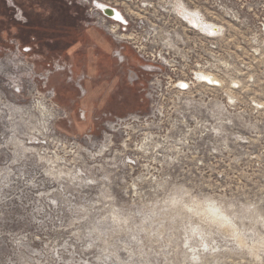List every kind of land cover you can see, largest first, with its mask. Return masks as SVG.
<instances>
[{
    "label": "rangeland",
    "instance_id": "rangeland-1",
    "mask_svg": "<svg viewBox=\"0 0 264 264\" xmlns=\"http://www.w3.org/2000/svg\"><path fill=\"white\" fill-rule=\"evenodd\" d=\"M150 1L151 63L118 64L80 6L66 56L0 40L32 70L0 76V264H264V0H181L212 35Z\"/></svg>",
    "mask_w": 264,
    "mask_h": 264
},
{
    "label": "built area",
    "instance_id": "built-area-1",
    "mask_svg": "<svg viewBox=\"0 0 264 264\" xmlns=\"http://www.w3.org/2000/svg\"><path fill=\"white\" fill-rule=\"evenodd\" d=\"M68 5H77L80 7H85L86 21L85 25H91L102 31L109 33L111 38L115 41L116 45L111 51V56L115 59L118 64H125L128 62V57L126 52H132L133 56H137L140 60L144 62L151 63L155 60V55L153 52H146L141 50V44H152V39L154 35L161 30L166 29V24H161L162 19L154 11L149 12L153 8L152 2L150 0H64ZM181 1V0H180ZM175 2V1H174ZM182 2V1H181ZM124 6L120 8L118 5ZM100 5L110 6L115 9V11L121 15V18L117 19L114 16H108L104 14ZM186 6H188L185 3ZM177 10V9H176ZM181 15V14H180ZM204 18L205 16L201 14ZM14 17L17 21H24L25 17L20 9H17L14 13ZM182 20L186 25L193 29L204 33V30H200L198 27L190 24L182 17ZM215 32H205L207 35H212ZM11 39H9V43ZM130 46V47H128ZM26 49H30L27 47ZM25 50L24 51H28ZM133 50V51H132ZM60 60L53 61L51 68L54 71H64L73 81V69L70 65L60 63ZM208 75V74H207ZM128 80L130 83L134 82L137 78L135 71L128 70ZM86 78V75H81L76 77L74 81L75 87L79 89L82 94L85 93V88L83 87L82 81ZM199 78L208 84L211 83L212 78L209 76L205 79L204 76L199 75ZM214 79V78H213ZM182 85H187V87H182ZM181 91L188 89V84L186 82L179 83L178 87Z\"/></svg>",
    "mask_w": 264,
    "mask_h": 264
},
{
    "label": "trees",
    "instance_id": "trees-1",
    "mask_svg": "<svg viewBox=\"0 0 264 264\" xmlns=\"http://www.w3.org/2000/svg\"><path fill=\"white\" fill-rule=\"evenodd\" d=\"M14 1L21 8L25 21L15 22L12 18L9 35H17L23 45L29 44L32 52L45 57L54 53L66 56L69 49L83 40L85 29L82 26L79 29L78 22L76 24L78 11L82 12L79 6L68 5L64 0ZM7 19L6 9L0 5V31L6 29ZM3 45H9L8 41Z\"/></svg>",
    "mask_w": 264,
    "mask_h": 264
},
{
    "label": "bare ground",
    "instance_id": "bare-ground-1",
    "mask_svg": "<svg viewBox=\"0 0 264 264\" xmlns=\"http://www.w3.org/2000/svg\"><path fill=\"white\" fill-rule=\"evenodd\" d=\"M174 6H175V9L177 8V11L181 12L182 17L185 20H187L188 23L198 27L200 30H204V31H207V32L214 31L215 33H217L218 25H216L215 23L210 22L206 18H204L201 15L202 13H201V11L198 8H195V9L188 8L184 4V2H181L180 0H175V5ZM118 15H119V18H121V15L120 14H118ZM24 60L25 59L23 57H19L17 59L15 57L12 58L10 56L4 57L2 61L0 60V76H2V78H4L5 73H12V75L15 74L18 77V75H20L21 70L24 68V66H26ZM26 67L28 69V72L31 73V71H32L31 67L30 68H29V66H26ZM201 76L202 77L204 76V78L206 79L209 75L201 73ZM180 83H182V82H180ZM29 91L33 92V90H31V89H29ZM29 96H31V95H29ZM36 98H38V97H36ZM37 109L41 110V111L43 109V107H41V102L40 101H38V102L34 101L33 104L31 102V104L23 112L25 114H30L31 115V112L37 111ZM13 114H15V113H13ZM41 116H43V114ZM13 131H14V129H13Z\"/></svg>",
    "mask_w": 264,
    "mask_h": 264
},
{
    "label": "flooded vegetation",
    "instance_id": "flooded-vegetation-1",
    "mask_svg": "<svg viewBox=\"0 0 264 264\" xmlns=\"http://www.w3.org/2000/svg\"><path fill=\"white\" fill-rule=\"evenodd\" d=\"M6 2H7V5H6ZM0 5H2L6 10H12V12H13V10L16 11L17 9L21 10V8L16 4V2L14 0H3L2 4H0ZM6 14L8 15L7 12H6ZM11 19H12V17L10 15H8V19H7V22L5 24L6 29H4L3 31H0V40L8 41L7 36L10 34L9 31H11V29H10ZM14 19H15V17H14ZM2 33L5 34V38L1 35Z\"/></svg>",
    "mask_w": 264,
    "mask_h": 264
},
{
    "label": "crops",
    "instance_id": "crops-1",
    "mask_svg": "<svg viewBox=\"0 0 264 264\" xmlns=\"http://www.w3.org/2000/svg\"><path fill=\"white\" fill-rule=\"evenodd\" d=\"M96 32H97L96 30L95 31L94 30H88V34L90 36H92L91 38L96 42V44H98L99 46H102V48L104 47L105 49H109L111 46L110 39L108 37H105L102 33H99V35L97 36Z\"/></svg>",
    "mask_w": 264,
    "mask_h": 264
},
{
    "label": "water",
    "instance_id": "water-1",
    "mask_svg": "<svg viewBox=\"0 0 264 264\" xmlns=\"http://www.w3.org/2000/svg\"><path fill=\"white\" fill-rule=\"evenodd\" d=\"M100 8L104 12V14H106L108 16H114L116 18H117V16H119L118 13L115 11V9L110 7V6L100 5ZM25 50H28V49L25 48Z\"/></svg>",
    "mask_w": 264,
    "mask_h": 264
},
{
    "label": "snow or ice",
    "instance_id": "snow-or-ice-1",
    "mask_svg": "<svg viewBox=\"0 0 264 264\" xmlns=\"http://www.w3.org/2000/svg\"><path fill=\"white\" fill-rule=\"evenodd\" d=\"M117 19H119V16H117ZM182 87H187V85H182Z\"/></svg>",
    "mask_w": 264,
    "mask_h": 264
}]
</instances>
